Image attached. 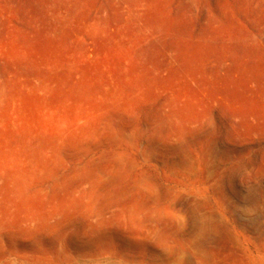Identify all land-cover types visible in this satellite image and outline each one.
<instances>
[{
  "label": "rangeland",
  "instance_id": "374dc122",
  "mask_svg": "<svg viewBox=\"0 0 264 264\" xmlns=\"http://www.w3.org/2000/svg\"><path fill=\"white\" fill-rule=\"evenodd\" d=\"M222 244L264 257V0H0V264Z\"/></svg>",
  "mask_w": 264,
  "mask_h": 264
},
{
  "label": "bare ground",
  "instance_id": "6f19581e",
  "mask_svg": "<svg viewBox=\"0 0 264 264\" xmlns=\"http://www.w3.org/2000/svg\"><path fill=\"white\" fill-rule=\"evenodd\" d=\"M228 248H233L235 251H240L244 257L242 264H264V257L256 254V251L251 249L247 244H222L221 257L228 260L229 255H225ZM216 261V258L213 262ZM209 262H205L208 264Z\"/></svg>",
  "mask_w": 264,
  "mask_h": 264
}]
</instances>
